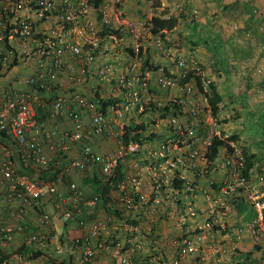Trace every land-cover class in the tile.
<instances>
[{
	"label": "built area",
	"instance_id": "built-area-1",
	"mask_svg": "<svg viewBox=\"0 0 264 264\" xmlns=\"http://www.w3.org/2000/svg\"><path fill=\"white\" fill-rule=\"evenodd\" d=\"M123 1L105 0L96 7L94 0H0V78H4L21 61L27 63L29 60L35 65L34 73L21 83L27 88H46L48 82L55 84L58 74L66 71V51L75 58L85 59L89 65L95 62L94 49L85 54L82 46L70 43L63 35L51 37L39 31L30 17L31 13L36 12L43 20L55 16L62 30L69 32L71 28L67 26L96 11L110 34L114 30L136 34L142 30V21H134L127 16L122 8ZM157 46L161 48L160 40ZM133 49L135 61L120 80L121 88L130 98L117 111L120 119L132 109L139 113L154 109L150 108V98L145 97L149 96L154 72L149 68L141 71V45L137 43ZM178 66L182 71L177 77L160 70L155 81L160 91L171 94L166 105L162 103L163 98L155 99L156 110L163 107L169 109L164 118L156 113V125L161 119L167 136L163 140H145L143 145L125 144L122 139L124 125L118 123L116 129L104 111L80 91H74L69 96L56 93L48 114L50 119L67 116L72 121L70 129L60 131L57 128L47 130L46 121L50 119L44 122L37 117L35 104L41 102L37 93L35 95L26 88L14 86L0 89V240L4 248L14 243L16 233H22L23 244L38 245L39 248H36L39 250L54 246L55 255L45 264H60L64 256L77 258L78 264H95L98 250L111 255L115 264H156L159 262L157 256L147 254L148 258L146 255L142 258L139 255L158 236L154 232L155 223L145 217L148 214L158 215L166 204L181 205L179 191L174 188L177 181L187 182L180 220L186 222L204 217V212H200L197 206L198 193L203 189L194 181L197 177L206 178L210 166L216 164L208 159L209 146L215 137H223L217 128L214 111L209 106L208 87L211 81L206 80L197 62H192L190 68L185 60L179 58ZM86 73L85 67L78 77L82 79ZM190 73L193 76L187 81ZM71 79L75 81L77 76L72 75ZM85 114L90 116L88 122ZM206 132L207 137L204 135ZM44 134L50 155L39 139ZM92 137L114 140L117 147L109 153L98 154L90 143ZM238 156L237 152L233 157L229 156L222 168L237 175L243 165L242 162L235 163L234 159ZM128 160L135 164L137 170L119 179L118 170ZM95 169L99 177L109 183L110 203L104 217L97 215L100 193L87 197L75 181H70L65 191L60 188L69 176L87 177ZM52 173L55 174L43 178ZM145 178L147 181H144ZM238 183L245 185V179L241 178ZM223 192L230 193L225 188ZM203 194L208 197V193ZM249 197L255 199L252 195ZM50 198L54 203L53 214L41 210ZM253 204L258 218L246 229L239 230L238 238L248 232L259 242L264 229L263 207L259 202ZM212 211L213 208L211 214ZM85 212L94 215L91 221L87 217H78ZM31 214L38 216L41 226L51 225L55 232L31 231ZM59 217L70 224L76 222L87 234L72 237L69 233L62 242L61 233L56 232ZM133 222L148 225L143 235L140 226ZM213 227L210 219L205 218L204 224L195 228L193 236L176 240L174 243L178 249L168 264H206L201 249L206 231L212 232ZM112 230L115 237L110 241ZM210 238L215 239L213 233ZM23 264L36 263L26 260ZM261 264H264V252Z\"/></svg>",
	"mask_w": 264,
	"mask_h": 264
},
{
	"label": "rangeland",
	"instance_id": "rangeland-1",
	"mask_svg": "<svg viewBox=\"0 0 264 264\" xmlns=\"http://www.w3.org/2000/svg\"><path fill=\"white\" fill-rule=\"evenodd\" d=\"M127 1L130 0H124L123 4ZM156 1L161 2V8L157 10L153 8ZM261 1L264 2V0H154L152 7L147 1L142 2L143 15L140 20L143 24L142 34H145L147 44L153 46H141L142 65L147 67L146 61H148L149 66L162 68L163 65L157 64L153 58L157 55L167 58L172 66H176L175 59L177 58L185 60L186 65L190 68H192V62H197L198 68L206 76V80L211 81L208 87V99L212 112L211 86L215 85L218 93L223 97L217 115L213 113L221 137L238 136L237 142L230 143L233 151L222 149L219 158L215 161L216 164L210 166L209 173L205 178L217 182L220 186L219 191L222 192V196L214 195L208 200L213 204V214H215L213 220L217 218V213L227 215L233 222L239 220L234 214L235 208L230 203L234 196L224 197L223 188L225 184L233 185L240 181L241 177L243 178L241 176L245 169L243 153L244 150H248L251 154L258 155L262 161L251 171L253 178L247 183L250 187L249 196L252 195L255 198L252 200L249 197L248 204L259 202L262 205L264 221V138L254 131V124L264 114V8L259 5ZM243 4H248V7L252 8V12L258 10L257 16L250 19L252 12H246ZM165 11L168 15L179 17L181 20L179 26L175 31L165 34L164 38L152 36L150 19L154 14L160 15ZM158 40L161 41V48L157 46ZM107 41L112 40L108 39ZM107 41L104 43L110 47L111 42ZM99 47L100 55L101 50L104 52L106 47L102 49L101 45ZM123 47L125 52L128 47ZM155 48L157 51L154 52V55L148 57L149 50H155ZM215 51L219 52L218 55H215ZM169 95L154 92L153 97L163 98L162 103L166 105ZM149 102L155 109V115L152 118L157 124L156 113L163 116L168 112L164 107L161 110H156V102L153 98ZM204 135L207 137V132ZM236 152L239 156L234 159L235 163L237 161L243 163L237 175L232 174L229 169L222 168L223 164H227L229 156L233 157ZM256 168L258 169L256 170ZM231 170L233 171V169ZM208 189H211V183L208 184ZM49 213L51 212L49 211ZM216 226L221 230L224 229L220 223H216ZM231 228L229 227V229ZM210 240L214 243L213 239ZM208 250L210 257L204 256L206 257L205 263L231 264L229 261L227 263L219 262L218 259H221L222 255L230 256L232 254L220 251L218 245L210 247ZM152 252L154 251L151 248L146 249L147 254Z\"/></svg>",
	"mask_w": 264,
	"mask_h": 264
},
{
	"label": "crops",
	"instance_id": "crops-1",
	"mask_svg": "<svg viewBox=\"0 0 264 264\" xmlns=\"http://www.w3.org/2000/svg\"><path fill=\"white\" fill-rule=\"evenodd\" d=\"M144 0H130L127 1L124 4L123 9L125 10L126 14L134 21H140L142 20V2ZM261 7L264 8V2L261 1L259 4ZM172 16V14L170 15ZM30 17L35 21L36 26L39 31L45 32L47 35L51 37H58L60 35H63L66 37V39L72 43V44H79L82 46V48L85 51V54L90 53L93 51V49L96 51V59L94 64L89 65L85 62V59L82 58H75L73 54L69 51L65 52L64 55V62L66 66V71H62L58 74L57 82L55 84H52L48 82L46 88H41L39 91L37 88L34 87H25L21 83L24 78L34 73V63L33 61H27V63L21 61L16 68H14L11 72H9L4 78H0V89L6 88L8 86H14V87H23L31 91L33 94L36 95L38 99H40L41 102H37L35 104V113L37 114V117H41V121H46V119H50L49 117V111L51 109L53 99L56 96V93L62 92L65 95L69 96L74 91H80L83 94H85L87 97H89L94 103H98L103 99L105 102L113 101L112 104H110L109 107L106 108L105 112L107 113L109 121L112 123V125L117 129V124L121 123L123 125H129L131 123V119L136 120L138 117L136 116L135 110H132L129 112V116H125V118H119L117 116V109L118 107L122 108V105L126 101H130V98L127 96V92L125 89L121 88L120 80L121 78L127 74V71L129 69V66L135 61L136 56L134 55V52L132 50H126L123 51L124 47H133L135 44L139 43L141 46L145 45V47L152 46V44H147V39L145 34H142L141 31H137L136 34H131L126 31H118L116 33V37L108 35L109 32L105 28L104 24L101 21L100 15L98 12L93 11L89 17L87 18H80L76 22H74L71 26H67L68 28H71L70 31H63L60 24L57 22V18L55 16H52L49 20H43L40 15H38L36 12H33L30 14ZM98 33V36H97ZM100 33V34H99ZM108 39L114 41H107ZM53 41H55V38H52ZM104 41L111 42L110 47L106 46V43ZM101 45V49L105 48V51L103 52L101 50V54L99 55V46ZM153 47V46H152ZM130 48V49H131ZM123 51V52H122ZM157 51L150 49L149 50V56L151 57L154 55V52ZM156 61V63L159 65H163L160 69H165L169 73L177 74L179 72V69L176 66H172L171 62L167 58H161L158 55L153 57ZM87 69V73L84 78L81 79L79 76V72L85 68ZM142 71V70H141ZM160 72H157L156 75H159ZM75 75L77 76V79L73 81L71 79V76ZM24 76V77H22ZM158 91V92H157ZM157 93L159 94L162 92V94L167 95L168 93L164 91H159L158 87L156 86L155 81L151 82L150 86V92L149 96L146 95L145 97H150L154 99L159 98L157 96L156 98L153 97V94ZM171 95V94H170ZM163 96V95H161ZM142 97V92H141ZM39 103L42 104V106H38ZM143 121H146V123L149 122V119L143 118ZM85 120L88 122L90 120V116L88 114H85ZM47 123V130H52L57 128L60 131H64L67 129H70L72 127V121L67 116H62L58 118H51L50 121H46ZM150 133H155L157 136L160 137H166L167 132L164 129V125L161 122V119H159L158 125H148V133L146 136H148ZM161 138V139H164ZM46 146L47 154L50 155L51 152L48 149V143L46 135H42L39 138ZM93 150L98 154H106L111 151H114L117 147L116 142L114 140H109L105 137H92L90 141ZM135 164L128 160L123 165L120 166L118 170V178L121 179L125 176H127L129 173H133L137 170L135 168ZM84 179H87L86 176H69L66 178L62 184H60V188L65 191L68 187V183L70 181L77 182L81 188H85V194L87 197L92 196L94 193L92 189H88L85 186ZM144 181H147V178L144 179ZM199 186L201 189L209 190L207 187V180L202 179V181H199ZM91 190L92 193L89 192ZM46 202V201H45ZM170 204V203H169ZM166 204L164 209L157 215H146V219L153 221L155 225V233L158 234V236L155 237L154 243H150L146 245L150 248L154 247L157 253V258L159 259V262L156 264H164L169 263L173 260V258L176 255L177 252V246L175 245V241L179 240L181 237H188L194 234L195 228L197 226H201L204 224L205 218H211L215 214H211L210 207L211 203L207 201V197L203 196L202 193L198 196L197 199V206L200 209V211L204 212V216L196 220L188 219L186 222H182L180 220V211H181V205L175 206V205H169ZM109 207V205H108ZM49 211L51 214H53L54 208L51 204H49ZM48 211V213H49ZM106 213V208L104 206L100 207L98 209V215L100 217H104ZM214 213V211H212ZM215 217V216H214ZM38 216L35 214H31V221H29V226L31 227V231H50L55 232V228L53 226H41L39 221L37 220ZM215 219V218H214ZM240 221V220H238ZM214 223H220L221 227L226 229L225 231L221 230L220 228L214 229V240L216 242H210L211 238H206L205 245L203 244L202 254L203 256L208 255V249L213 246L219 247L220 251H224L226 253H232L233 250H242L244 252H248L251 254V259H249L247 264H260V255H261V249H264V234L262 236L261 240V246L259 244H256L249 233H245L242 238H238V230L234 227L233 222L227 215H220L217 213V218L215 219ZM233 225V226H232ZM147 224L144 222L140 224V229L144 231L147 229ZM229 227H232L228 230ZM228 230V232H227ZM30 231V232H31ZM69 232L72 237H81L83 235H86V230L81 229L77 226L76 222H73L68 225L66 230L62 228H58V234L62 232ZM227 232V233H226ZM112 236L109 237L112 241L115 237V231L112 230ZM206 233H209V231H206ZM108 239L107 237H105ZM108 239V240H109ZM24 242V238L22 236V233H16L15 234V241H14V250L18 248V246H21ZM25 243V242H24ZM213 243V244H212ZM38 247L39 246H35ZM49 248L55 250L54 246H48ZM263 247V248H261ZM47 248H43L42 252H46ZM153 254V253H152ZM140 256H142V252L140 253ZM149 256V255H147ZM209 256V255H208ZM213 256V255H212ZM210 257V256H209ZM230 256H223L221 259H218L219 262L223 261L227 263L230 261ZM206 259V257H205ZM235 259V258H234ZM26 260L24 257H19L16 254H13L8 264H23ZM62 260H66L65 262L67 264H78L77 258L70 259L69 256H64L60 260V264ZM69 260H72L70 263ZM33 261V260H32ZM232 261V260H231ZM36 264H45V258H40L38 260L33 261ZM162 262V263H161ZM95 264H115L114 259L111 255L107 254L103 250H98V258L96 260ZM208 264V262H206ZM223 264V263H222Z\"/></svg>",
	"mask_w": 264,
	"mask_h": 264
},
{
	"label": "trees",
	"instance_id": "trees-1",
	"mask_svg": "<svg viewBox=\"0 0 264 264\" xmlns=\"http://www.w3.org/2000/svg\"><path fill=\"white\" fill-rule=\"evenodd\" d=\"M145 1H147V3L150 4L151 2L153 3L154 0H145ZM103 2H105V0H94L93 3L96 7H99L101 4H103ZM243 5L245 6L244 9L246 12H248V13L252 12L251 11L252 8L250 9L248 7V4H243ZM153 8H155L156 10L160 9L161 8V2L156 1L155 4L153 5ZM255 16H257V14L253 11L252 14L250 15V19H252L251 17H255ZM180 21L181 20L179 19L178 16H174V15L170 16V15H168V13L166 11L162 12L160 15L154 14L150 20L151 34H152V36H161L164 38L165 34L173 32L177 29V27L180 24ZM130 48L131 47L127 48V50L128 51L131 50V53H132V48L131 49ZM218 53H219L218 51H215V55H218ZM146 63H147V68H149L152 72H155L159 69L156 67L149 66L148 61H146ZM192 76H193V74L190 73L189 76L186 78V80L188 81ZM186 80H184L183 82H185ZM38 89H39V91L41 90V88H38ZM211 91L213 93V96L211 98V104L213 106L214 114L217 115V113L219 111V104L222 102L223 97L221 94L218 93L217 88H215V85L211 86ZM111 102L113 103V101H111V100L108 102H105L102 99L99 102V104L97 102L96 103L98 104V107L100 108V110L104 111L105 115L107 116V113L105 112V110L107 107L110 106V104H112ZM150 108H152V107L150 106ZM117 109H121V108L118 107ZM166 110L169 111L168 108H166ZM135 112H136V116L138 118L136 120H133V119H135V118H133V119H131V123L129 125H127V124L124 125L125 132L123 133V136H122L123 142L125 144L138 143L140 145H143L145 140H147V139L153 140L155 138L156 141L157 140H163L161 138H164V137L157 136L156 134L154 135V134L150 133L148 136H146V134L148 133V125H155L156 124V122L152 118V116L155 115V109H153L152 111H146L144 113H139L137 111H135ZM162 117L164 118L165 115H163ZM143 118L149 119V122L146 123V121H143L144 120ZM254 125H255L254 131L257 134H259V136L264 138V114L259 117V121L256 122V124H254ZM237 140H238V136H232V137H228V138L215 137L214 139H212L211 140L212 142H211V144L209 146V150H208L209 161L215 162L219 158L220 153H221L222 149H224V148L228 149L229 151H233V148L230 146V143L237 142ZM243 155L245 158V169H244V171L242 170L243 172H242L241 176H243V178L245 179V185H239L238 182H236L233 185L229 184L228 186H226V189H227V191H230V193L223 194L224 197L234 196V198H232L230 200V203L232 204V207L235 208V210H236V212L234 214L240 220V221H237L236 224H234V227L238 231L246 229L248 227V225L255 222V218L258 217V212H257L254 204L252 203L253 206L248 204L250 187L247 185V183H249L250 180H252V178H253L251 175V171L256 166H258L259 163L262 162L261 158L258 155L251 154L250 151H248V150H244ZM52 169H54V168H52ZM257 169L258 168H256V170ZM54 174L55 173H52V175L51 174L44 175L43 178H49V177L53 176ZM199 179L200 178L197 177L196 180L194 181V184L196 186L199 185L200 180L202 181V179H205V178H202L200 180ZM84 183L88 189L94 190L93 191L94 194H97V193L101 194V198H100V201L98 203L97 208L99 209L102 206H103V208H104V206H105V208H107V205H109V203H110V198H108V193H109L108 184L109 183L105 182L103 179H101L99 177V175L96 172V169L94 170V173L88 174L87 179H84ZM207 183L208 184L211 183V189L208 190V193L210 195L222 196V192L219 191L220 186H218L217 182L207 180ZM186 184H187V182L183 183L181 181H177L174 184V188H176L177 191H179L178 198H179V202H180L181 206H182L184 199L186 197V195L184 194V190L186 189ZM208 184H207V187H208ZM82 189L85 192V188L82 187ZM89 192L92 193L91 190H89ZM49 204H51L52 206L54 205V203H52L51 198L46 202V204H44V207H41V210L42 211L44 210L46 212L49 211V209H50ZM78 217L79 218L87 217L88 220L91 221L93 219L94 215H89V214H87V212H85V213H83V215L78 216ZM59 219L63 221L62 217H59ZM63 222H64V225H63L62 229L66 230V228L68 227V225L70 223H68L66 221H63ZM134 223H136V222H134ZM29 228H31V227L29 226ZM215 229H217V227H215ZM228 230H229V228H228ZM228 230H227V232H228ZM246 233H248V232H246ZM249 235L251 236L252 240L254 241V238L251 235V233H249ZM67 236H69V232L65 231V232L61 233L60 237H61L62 242H64V239ZM152 250H153V248H152ZM145 251L146 250H142V258L145 255L147 256V253ZM233 251H234L233 254L231 253L232 255H230V257H229L230 258L229 262L231 264H247L249 259H251V257H252L250 253L244 252L242 250L235 249ZM157 253H159V252L154 251L153 254H151V255L154 256V255H157ZM13 254H16L22 258L24 257L25 259H30L31 261L32 260L35 261V260H38L40 258H45V261H46L55 255V250L51 249V247L50 248L48 247L46 252L44 253V252H42V250L37 249L34 245L29 246L26 244H22L21 246H18V248L16 250H14V243L11 246L4 248L2 246V241L0 240V264H8V262L10 261ZM147 258H148V256H147ZM65 261L66 260H62L61 264H67ZM69 262L71 263L72 260H69Z\"/></svg>",
	"mask_w": 264,
	"mask_h": 264
},
{
	"label": "clouds",
	"instance_id": "clouds-1",
	"mask_svg": "<svg viewBox=\"0 0 264 264\" xmlns=\"http://www.w3.org/2000/svg\"><path fill=\"white\" fill-rule=\"evenodd\" d=\"M149 6L150 7H152V2L149 4ZM124 7V4L122 3V8ZM125 11V10H124ZM128 16V15H127ZM129 17V16H128ZM131 19V18H130ZM151 20V19H150ZM106 28V27H105ZM107 29V28H106ZM119 31V30H118ZM116 32H117V30H114L113 32H112V34H108V35H110V36H113V37H115L116 39H117V37H116ZM134 47V46H133ZM133 47H132V50H133V52H134V49H133ZM142 48V47H141ZM141 52H142V49H141ZM135 55V54H134ZM141 55V54H140ZM95 56H96V51H95ZM142 57V56H141ZM142 59H143V57H142ZM178 59L179 58H177V59H175V63H176V65H177V68L179 69V71L181 72L182 70H181V68H179V66H178ZM145 68H147L146 66H142L141 65V70L142 69H145ZM160 70H163L166 74H168V75H170V76H172V77H177L179 74V72L177 73V74H173V73H169V72H167L165 69H160ZM160 70L158 69L157 71H155L154 72V76H153V79H152V81H156V77H157V75H156V73L157 72H160ZM89 98V97H88ZM90 99V98H89ZM97 104V103H96ZM98 105V104H97ZM132 110H135V111H137L138 112V110H136V109H132ZM131 110V111H132ZM130 111V112H131ZM126 116L128 117L129 116V112L128 113H126ZM151 134H154L155 135V133H151ZM148 140V139H147ZM151 140V139H150ZM153 140H156L155 138L153 139ZM152 141V140H151ZM199 186V185H198ZM226 186H227V184H225V186H224V188L226 189ZM199 188H200V186H199ZM203 192H206V193H208V191H206L205 189H203V191L201 192H199L198 193V196L202 193L203 194ZM203 196H205L204 194H203ZM209 197V198H208ZM208 197H207V201L210 199V198H212L213 196L212 195H210L209 193H208ZM197 199H198V197H197ZM211 207L213 208V204H211ZM210 207V211H211V208ZM201 212V211H200ZM213 214V213H212ZM97 215H98V211H97ZM96 215V216H97ZM207 215H205L204 217H206ZM203 217V216H202ZM203 217V218H204ZM201 218V217H200ZM210 219V221L213 223V225H214V227H213V230H212V232H209V233H206V238H210V236H211V233H213L214 234V229H215V227H217L216 226V224L214 223V221L215 220H213V217H211V218H209ZM60 220V219H59ZM58 220V221H59ZM58 221L56 222V225H57V227H59L58 226ZM62 223H63V225H64V222L62 221V220H60ZM205 221V220H204ZM134 223V222H133ZM140 224H141V222L140 223H137L136 222V225H139L140 226ZM156 225V224H155ZM63 226H61V227H59V228H62ZM156 231V229H155V227H154V232ZM262 234H261V238H260V241L259 242H256L255 240H254V242L256 243V244H259L260 242H261V240H262V236H263V234H264V229L262 230V232H261ZM245 234V233H244ZM142 235H143V231H142ZM194 235V234H193ZM193 235H191V236H193ZM184 238H187V237H181V238H179V240L178 241H180V240H182V239H184ZM242 238V237H241ZM153 240H154V238H153ZM206 240V239H205ZM217 240V239H216ZM216 240H213L214 242H216ZM150 241V240H149ZM150 243H154V241H150ZM149 243V244H150ZM205 243V242H204ZM203 243V244H204ZM261 244V243H260ZM259 244V245H260ZM261 246V245H260ZM147 248H149V247H146V249ZM150 248L152 249L153 248V250L154 251H156L155 249H154V247H151L150 246ZM178 249V248H177ZM202 249H203V245H202ZM201 249V250H202ZM146 252V251H145ZM264 252V249H261V255H260V264H261V256H262V253ZM153 253V252H152ZM151 253V254H152Z\"/></svg>",
	"mask_w": 264,
	"mask_h": 264
},
{
	"label": "water",
	"instance_id": "water-1",
	"mask_svg": "<svg viewBox=\"0 0 264 264\" xmlns=\"http://www.w3.org/2000/svg\"><path fill=\"white\" fill-rule=\"evenodd\" d=\"M58 226L59 227L63 226V223L60 220L58 221Z\"/></svg>",
	"mask_w": 264,
	"mask_h": 264
}]
</instances>
